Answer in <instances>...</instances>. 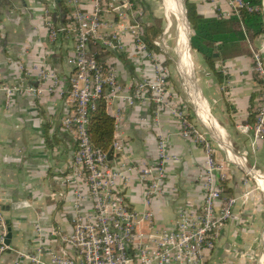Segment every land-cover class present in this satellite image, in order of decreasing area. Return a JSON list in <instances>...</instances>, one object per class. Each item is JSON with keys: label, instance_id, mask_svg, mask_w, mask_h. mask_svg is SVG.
<instances>
[{"label": "crops", "instance_id": "crops-1", "mask_svg": "<svg viewBox=\"0 0 264 264\" xmlns=\"http://www.w3.org/2000/svg\"><path fill=\"white\" fill-rule=\"evenodd\" d=\"M189 1L195 3L198 13L206 18L228 19L234 15L227 0ZM135 2L144 10L143 24L155 26L163 32L165 23L159 0ZM48 3V0H0V79L8 84L36 85L39 70L45 68L57 76L58 88L63 93L42 97L16 95L8 103L0 92V202L8 233H12L10 250L3 255L1 264H29L20 259L17 252H34L39 226L43 228L47 249L62 252L64 248L49 232L51 229L64 233L72 230L77 213V192L80 193V212L93 216L88 186L69 180L77 144L73 132L63 125V119L72 110L67 91L73 68L67 59L72 55L75 42L67 34H59L55 42L50 40L43 18ZM179 3L181 5L177 6L172 0L167 1V18L171 14L180 18L183 7L187 16L186 3L185 6L181 1ZM56 9L52 13L53 20L62 26L70 7L64 0H58ZM92 9L91 1L82 3V10ZM192 32L190 25L191 37ZM180 38L178 27L179 54ZM252 47L262 49L264 57V34L254 41L246 37L245 42H235L230 45L231 51L219 47L213 69L200 53L192 49V43L191 48L188 44L186 55L190 72L185 75L181 55L179 64L190 100L175 84L176 73L169 66V59L164 58L170 74L171 102L184 110L187 117L206 131L212 143L220 148V159L227 169L223 182L224 197L238 198L234 216L221 230L208 264H254L261 254L262 260L264 258V191L253 175L259 172L264 177V137L254 144L252 136L238 129L239 124L255 122L258 83L252 71ZM157 49L166 54L164 49V52ZM129 50L122 55L108 52L103 60L118 70L125 94L138 79L139 67L147 63ZM195 57L199 60L198 67ZM22 68L30 72L26 79ZM187 77L193 81L194 94L188 90ZM51 81L47 85H51ZM108 112L114 118L121 114L114 139L122 144L123 151L115 154L111 161L114 167L120 169L124 162L155 167L159 161L161 137L168 142L170 156L176 158L166 163L161 193L152 201L154 217L139 225L144 242L149 243L158 238L162 230L173 226L181 212L195 211L202 205L205 189L200 176L206 168L204 148L181 135L182 125L178 117L169 110L159 113L151 102L130 107L119 98L108 107ZM250 169L253 171L251 175ZM126 177L127 180L119 181V191L139 220L145 208L144 181L137 171L127 172ZM245 193H249L248 198L243 197ZM130 253L135 259L136 250L132 248Z\"/></svg>", "mask_w": 264, "mask_h": 264}, {"label": "built area", "instance_id": "built-area-1", "mask_svg": "<svg viewBox=\"0 0 264 264\" xmlns=\"http://www.w3.org/2000/svg\"><path fill=\"white\" fill-rule=\"evenodd\" d=\"M43 18L49 38L57 41L59 34H67L75 45L67 59L73 68L67 91L71 113L63 119L66 129L73 132L77 144L72 161L73 173L69 178L76 184L85 183L93 203V216L80 212V193L75 201L76 215L74 226L69 232L51 229L49 234L64 248L62 252L47 249L42 227H38V243L33 253L17 252L20 259L29 264H208L215 251L217 240L223 227L234 216L238 204L236 197H224L223 182L226 179V166L220 159V149L216 147L207 132L191 121L184 110L171 102L169 90V70L163 54L152 51L145 42L146 26L142 20L144 10L135 0H89L92 11L82 10L86 0H64L70 7L66 23L58 26L53 14L58 0H48ZM232 12L240 16V10L259 11L264 24V0L261 5L252 6L247 0H227ZM168 19V18H167ZM170 21L153 45L162 49L170 34ZM93 46L113 54H126L129 48L147 63L139 67V77L125 94L116 67L99 60ZM252 71L258 83V101L254 124H239L241 133L252 136L254 144L264 137V57L263 50L252 47ZM24 71V68H22ZM23 78L30 75L24 71ZM36 85L24 83L8 84L0 79V92L8 103L12 96H37L63 94L58 88V78L45 68L39 70ZM52 80L51 85L47 83ZM123 99L130 107L141 102L155 104L158 112L169 110L181 121V135L201 144L206 156V168L201 174L205 196L199 209L181 212L173 226L162 230L159 237L145 243L139 232L141 222L154 217L152 201L161 193L166 177V163L175 157L168 153L165 137L159 141V161L153 166H138L124 162L120 169L112 165L107 153L96 148L89 135L91 112L104 101L107 108L115 99ZM156 118H158L156 116ZM121 114H117L116 129L120 126ZM114 154L123 151L122 144L113 142ZM139 172L144 181V210L138 220L137 214L129 210L125 197L119 191V181L127 180V172ZM251 175V173H250ZM68 180V181H69ZM249 193L244 194L248 198ZM7 219L0 202V264L2 257L10 250ZM66 248V249H65ZM136 250L133 259L130 250Z\"/></svg>", "mask_w": 264, "mask_h": 264}, {"label": "trees", "instance_id": "trees-1", "mask_svg": "<svg viewBox=\"0 0 264 264\" xmlns=\"http://www.w3.org/2000/svg\"><path fill=\"white\" fill-rule=\"evenodd\" d=\"M247 2L252 6H259L262 0H247ZM60 3L63 5L62 1ZM186 7L187 17L193 30L192 49L200 53L213 69L217 60L215 53L219 47L231 51L230 45L235 42H245L246 37L254 41L264 34L263 17L259 11L241 9L240 16L234 14L228 19H210L200 15L196 4L189 0L186 1ZM161 33L162 31L155 26L146 27L144 40L150 50L158 52L153 42ZM92 50L102 54L99 56L101 61L105 60L108 54L97 46H93ZM115 130V118L108 112L106 103L99 101L98 108L90 115L89 135L92 144L107 153L110 161L115 156L113 150Z\"/></svg>", "mask_w": 264, "mask_h": 264}, {"label": "rangeland", "instance_id": "rangeland-1", "mask_svg": "<svg viewBox=\"0 0 264 264\" xmlns=\"http://www.w3.org/2000/svg\"><path fill=\"white\" fill-rule=\"evenodd\" d=\"M167 1H169V0H159V4L162 7V16L164 18L163 20H164V23H165V26H164L165 28H166V26L168 24V19L170 20V25H171L170 34L172 35V38L167 39L166 36H165L166 42H165V45H164L163 49L166 51V54H163V53L162 54H163V58H165V56H166L169 59L168 60L169 61V66H171V69L172 70L174 69V71L176 73V76L174 77L175 84L183 91V93L186 96V98L187 99L189 98V100H190V96L186 92L185 79L183 77L182 72L180 71V64H179L180 63L179 62L180 61V55H179V52H178L179 44L177 42H178V27H179V30H180L181 22L179 23V21H180L179 17H177V16L175 17L174 15L172 16V14L169 15L168 19H167ZM179 1H181L183 6H185L186 0H172V2H175L177 4V6L181 5L179 3ZM184 10H185V8H184ZM181 16H182L181 19H183V17H184L183 14ZM164 30H163V32H164ZM163 32L160 35L161 38H163ZM189 34H190V31H189ZM192 34H193V32H192ZM192 54H193V52H190V55H192ZM194 59H195V64L198 67L199 66V60H198L197 57H195ZM190 83L194 86L192 80H190ZM194 91H195V89H194ZM199 93H200V91H199ZM251 169L249 170V173H251V172L253 173V171H251ZM254 173H259V172H254ZM262 255L263 254H261L259 257L256 258V261L254 262V264H262L264 262V258L262 260Z\"/></svg>", "mask_w": 264, "mask_h": 264}, {"label": "bare ground", "instance_id": "bare-ground-1", "mask_svg": "<svg viewBox=\"0 0 264 264\" xmlns=\"http://www.w3.org/2000/svg\"><path fill=\"white\" fill-rule=\"evenodd\" d=\"M182 14H183L184 17H183V20H182L183 22H182L181 27H180L181 50H179L180 51L179 55H181V64H182L181 67L185 71V75H186L187 73L190 72V63H189V60H188V55H186V50H187L186 47L188 46V44H189V48H190V41H189V37H190L189 31H190V29H189L188 24L186 22L184 7H183ZM181 18H182V16H180V22H181ZM184 19H185V21H184ZM194 80H195V77H194ZM186 83H187L188 90L191 91V93H193V85L190 83L188 77L186 79ZM253 175H254L258 185L260 186V188L264 191V177L260 173H253Z\"/></svg>", "mask_w": 264, "mask_h": 264}, {"label": "water", "instance_id": "water-1", "mask_svg": "<svg viewBox=\"0 0 264 264\" xmlns=\"http://www.w3.org/2000/svg\"><path fill=\"white\" fill-rule=\"evenodd\" d=\"M185 17H186V22H187V24H188V27H189V29H190V24H189V22H188L187 16H185ZM189 41H190V48H191V43H192L191 33H190ZM11 238H12V233H11V231H9L8 238H7V244H8L9 246H10V244H11Z\"/></svg>", "mask_w": 264, "mask_h": 264}]
</instances>
